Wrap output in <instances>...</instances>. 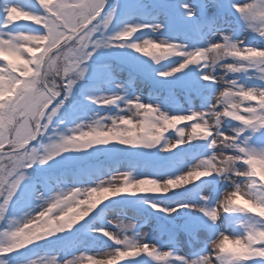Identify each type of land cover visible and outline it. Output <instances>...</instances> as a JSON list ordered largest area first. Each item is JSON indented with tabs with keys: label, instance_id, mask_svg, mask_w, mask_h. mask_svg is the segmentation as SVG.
<instances>
[{
	"label": "snow or ice",
	"instance_id": "snow-or-ice-1",
	"mask_svg": "<svg viewBox=\"0 0 264 264\" xmlns=\"http://www.w3.org/2000/svg\"><path fill=\"white\" fill-rule=\"evenodd\" d=\"M0 264H264V0H0Z\"/></svg>",
	"mask_w": 264,
	"mask_h": 264
},
{
	"label": "rangeland",
	"instance_id": "rangeland-1",
	"mask_svg": "<svg viewBox=\"0 0 264 264\" xmlns=\"http://www.w3.org/2000/svg\"><path fill=\"white\" fill-rule=\"evenodd\" d=\"M136 87H137L138 93L140 95H142L145 99L148 96L153 95V94L150 93V89L148 87L144 86L143 84L142 85H137ZM122 170H125V169H122ZM141 223H143L145 225L144 228H143V231L146 232V233L152 232L154 227H155L154 225H151L149 220H145V221H143ZM157 236L159 237V233H157Z\"/></svg>",
	"mask_w": 264,
	"mask_h": 264
}]
</instances>
